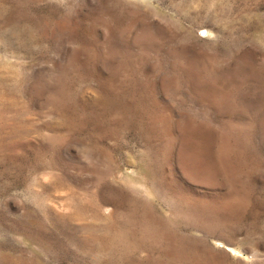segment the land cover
Listing matches in <instances>:
<instances>
[{
	"label": "rangeland",
	"instance_id": "374dc122",
	"mask_svg": "<svg viewBox=\"0 0 264 264\" xmlns=\"http://www.w3.org/2000/svg\"><path fill=\"white\" fill-rule=\"evenodd\" d=\"M0 264H264V0H0Z\"/></svg>",
	"mask_w": 264,
	"mask_h": 264
}]
</instances>
